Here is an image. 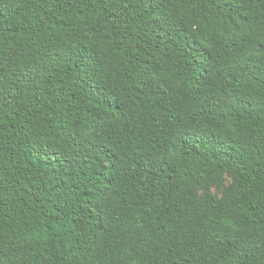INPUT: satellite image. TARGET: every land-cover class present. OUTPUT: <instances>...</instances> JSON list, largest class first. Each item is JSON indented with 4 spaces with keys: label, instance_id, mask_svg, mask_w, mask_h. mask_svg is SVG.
Instances as JSON below:
<instances>
[{
    "label": "trees",
    "instance_id": "trees-1",
    "mask_svg": "<svg viewBox=\"0 0 264 264\" xmlns=\"http://www.w3.org/2000/svg\"><path fill=\"white\" fill-rule=\"evenodd\" d=\"M0 264H264V0H0Z\"/></svg>",
    "mask_w": 264,
    "mask_h": 264
},
{
    "label": "rangeland",
    "instance_id": "rangeland-1",
    "mask_svg": "<svg viewBox=\"0 0 264 264\" xmlns=\"http://www.w3.org/2000/svg\"><path fill=\"white\" fill-rule=\"evenodd\" d=\"M214 192H215L216 194H218V195H219V194L221 193V190H220V189H216V188H215V189H214Z\"/></svg>",
    "mask_w": 264,
    "mask_h": 264
}]
</instances>
